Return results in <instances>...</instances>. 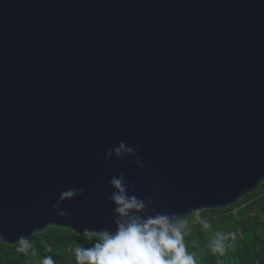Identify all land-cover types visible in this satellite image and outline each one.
<instances>
[{
  "label": "water",
  "instance_id": "1",
  "mask_svg": "<svg viewBox=\"0 0 264 264\" xmlns=\"http://www.w3.org/2000/svg\"><path fill=\"white\" fill-rule=\"evenodd\" d=\"M121 174L185 220L264 184V0H0V242L114 232Z\"/></svg>",
  "mask_w": 264,
  "mask_h": 264
},
{
  "label": "clouds",
  "instance_id": "2",
  "mask_svg": "<svg viewBox=\"0 0 264 264\" xmlns=\"http://www.w3.org/2000/svg\"><path fill=\"white\" fill-rule=\"evenodd\" d=\"M137 152V149L122 141L106 154L99 153L98 158H109L115 154L123 159L125 155L137 156ZM135 162L139 167H144L138 156ZM109 183L114 189L108 200L114 205L116 230L96 232L91 247L77 245L73 250L76 264H197L195 254L188 252L185 244V237L191 231L187 220L175 214L141 216L139 212L145 209L146 204L137 196L128 194L123 174L113 176ZM76 194H79L76 190H70L64 195L71 197ZM59 215L68 216L69 213L60 211ZM195 221L204 230L211 228L210 222L200 214L196 215ZM236 238L235 232L217 231L209 247L213 253L222 254L226 242ZM16 243L18 252L36 256L28 237L20 236ZM41 264H55V261L51 256H46Z\"/></svg>",
  "mask_w": 264,
  "mask_h": 264
},
{
  "label": "trees",
  "instance_id": "3",
  "mask_svg": "<svg viewBox=\"0 0 264 264\" xmlns=\"http://www.w3.org/2000/svg\"><path fill=\"white\" fill-rule=\"evenodd\" d=\"M198 214L210 222L211 228L204 230L195 221L197 214L186 219L191 231L185 237V244L188 252L195 254L197 264H264V184L227 210ZM217 231L237 234L234 241L226 242L222 254L213 253L209 247ZM29 240L37 253L34 257L18 252L17 244L9 246L0 242V264H41L46 256H51L55 264H76L74 248L91 247L95 235L47 227Z\"/></svg>",
  "mask_w": 264,
  "mask_h": 264
}]
</instances>
